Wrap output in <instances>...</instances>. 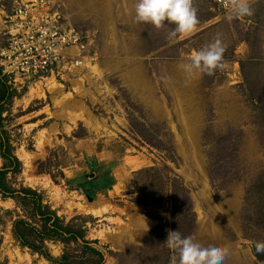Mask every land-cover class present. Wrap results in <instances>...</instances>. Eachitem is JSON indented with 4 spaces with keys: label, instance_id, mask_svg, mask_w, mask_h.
I'll use <instances>...</instances> for the list:
<instances>
[{
    "label": "rangeland",
    "instance_id": "1",
    "mask_svg": "<svg viewBox=\"0 0 264 264\" xmlns=\"http://www.w3.org/2000/svg\"><path fill=\"white\" fill-rule=\"evenodd\" d=\"M55 2L87 40L83 61L7 75L13 95L0 119L19 163L1 179L38 189L66 221L85 226L102 264H170L166 224L151 230L139 204L158 184L142 169L154 165L185 187L195 220L178 228L182 237L228 247L224 264H264L255 246L264 242V0H249L253 14L231 21L218 0H194L196 31L174 38L167 21L161 30L135 22L137 0ZM15 4L0 0V47ZM217 34L225 68L189 77L180 65ZM27 215L0 195V264H51L13 235V221ZM45 243L53 255L85 258L77 242Z\"/></svg>",
    "mask_w": 264,
    "mask_h": 264
},
{
    "label": "trees",
    "instance_id": "2",
    "mask_svg": "<svg viewBox=\"0 0 264 264\" xmlns=\"http://www.w3.org/2000/svg\"><path fill=\"white\" fill-rule=\"evenodd\" d=\"M6 77H8L7 74L2 73L0 67V116L5 109V102L7 99H11L13 95L12 89L6 81ZM0 157L3 160L0 165L1 197L13 198L16 203H20L22 209L28 211L27 217H17L13 221L12 232L20 243L29 246L34 251L43 255L51 264H67L71 261L72 264H102L104 252L99 245H97V238L86 236L87 228L85 226H78L69 220L66 221L64 217L59 215L56 209L44 199L43 193L38 189L25 185L13 187L7 185L1 179V175L6 174L12 166L19 163V159L13 152L1 119ZM142 169L146 172V178L149 183L156 177V182L158 184L156 187L151 185L148 186V190L143 193L147 201L144 199L141 203L139 202V204L142 206L143 212L147 215L151 230H153V222H159L160 224L164 222L166 224L168 230L166 234L167 239L169 230L177 231L182 225L187 226L190 222H194V212L182 202V200L185 201L188 197L184 185L180 181L177 182L175 180L176 177L170 175V173L162 175V169L160 170V168L154 165L144 166ZM60 174L62 175V173ZM137 190V194L140 195L139 197L143 198L139 184ZM83 191L87 194L89 193L85 188ZM23 202L26 203L25 206L22 205L24 204ZM20 224H22V228L28 226L32 228V230L34 229L36 233L34 237L35 241H29L27 239L26 234L21 230ZM46 239L58 240L65 245L71 241L77 242L80 245L81 252L84 253L82 256L85 258L81 260H71L74 255L67 249H63L60 255H53L50 250L47 249L48 247L45 243ZM258 258L260 259L259 256Z\"/></svg>",
    "mask_w": 264,
    "mask_h": 264
},
{
    "label": "built area",
    "instance_id": "3",
    "mask_svg": "<svg viewBox=\"0 0 264 264\" xmlns=\"http://www.w3.org/2000/svg\"><path fill=\"white\" fill-rule=\"evenodd\" d=\"M4 15L2 73L25 78L57 67L70 69L83 61L81 50L87 40L64 19L55 0H16Z\"/></svg>",
    "mask_w": 264,
    "mask_h": 264
},
{
    "label": "clouds",
    "instance_id": "4",
    "mask_svg": "<svg viewBox=\"0 0 264 264\" xmlns=\"http://www.w3.org/2000/svg\"><path fill=\"white\" fill-rule=\"evenodd\" d=\"M219 2L228 10L229 14L226 18L229 21L253 14L249 0H219ZM165 21L175 25L167 33L169 38L194 33L199 24L194 0H137L136 23L150 24L156 30H161L165 28ZM224 51L222 40L217 34L212 43L200 50H193L188 58L189 62L182 63L180 67L189 77L195 72L214 75L217 70L222 71L226 66L223 62ZM163 79L167 82L168 78ZM164 243L172 253L170 264H224L229 255V248L226 246L215 244L204 246L195 242L191 236L182 237L178 230H169ZM255 246L258 253H264V242H256Z\"/></svg>",
    "mask_w": 264,
    "mask_h": 264
},
{
    "label": "bare ground",
    "instance_id": "5",
    "mask_svg": "<svg viewBox=\"0 0 264 264\" xmlns=\"http://www.w3.org/2000/svg\"><path fill=\"white\" fill-rule=\"evenodd\" d=\"M73 68H76V66L75 65H72V66H70V69L72 70ZM71 81L72 82H76V80H73V79H71ZM87 206V205H86ZM83 206V207H85V209L87 210V211H94L95 210V208H94V206L92 207L91 205L90 206Z\"/></svg>",
    "mask_w": 264,
    "mask_h": 264
},
{
    "label": "water",
    "instance_id": "6",
    "mask_svg": "<svg viewBox=\"0 0 264 264\" xmlns=\"http://www.w3.org/2000/svg\"><path fill=\"white\" fill-rule=\"evenodd\" d=\"M89 198H91V196L90 195H87Z\"/></svg>",
    "mask_w": 264,
    "mask_h": 264
}]
</instances>
